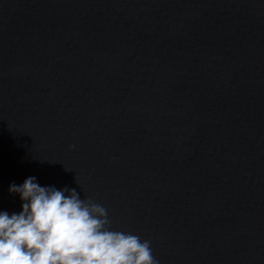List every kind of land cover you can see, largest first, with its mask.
I'll return each instance as SVG.
<instances>
[{
  "label": "clouds",
  "instance_id": "clouds-1",
  "mask_svg": "<svg viewBox=\"0 0 264 264\" xmlns=\"http://www.w3.org/2000/svg\"><path fill=\"white\" fill-rule=\"evenodd\" d=\"M35 181L9 187L22 210L0 211V264H159L150 241L111 229L104 206Z\"/></svg>",
  "mask_w": 264,
  "mask_h": 264
}]
</instances>
